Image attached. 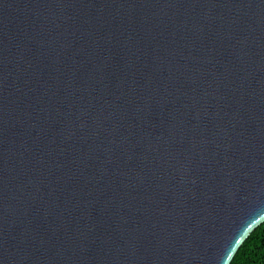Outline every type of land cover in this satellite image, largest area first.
I'll return each instance as SVG.
<instances>
[{"label":"water","instance_id":"water-1","mask_svg":"<svg viewBox=\"0 0 264 264\" xmlns=\"http://www.w3.org/2000/svg\"><path fill=\"white\" fill-rule=\"evenodd\" d=\"M264 222V0H0V264H230Z\"/></svg>","mask_w":264,"mask_h":264},{"label":"trees","instance_id":"trees-1","mask_svg":"<svg viewBox=\"0 0 264 264\" xmlns=\"http://www.w3.org/2000/svg\"><path fill=\"white\" fill-rule=\"evenodd\" d=\"M257 226L241 244L230 264H264V231Z\"/></svg>","mask_w":264,"mask_h":264},{"label":"clouds","instance_id":"clouds-1","mask_svg":"<svg viewBox=\"0 0 264 264\" xmlns=\"http://www.w3.org/2000/svg\"><path fill=\"white\" fill-rule=\"evenodd\" d=\"M261 230L264 231V225H261Z\"/></svg>","mask_w":264,"mask_h":264}]
</instances>
